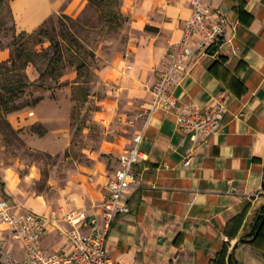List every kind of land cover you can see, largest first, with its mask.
<instances>
[{
	"label": "crops",
	"instance_id": "0c3cea01",
	"mask_svg": "<svg viewBox=\"0 0 264 264\" xmlns=\"http://www.w3.org/2000/svg\"><path fill=\"white\" fill-rule=\"evenodd\" d=\"M79 1L71 2L75 13L85 3ZM11 2L23 30L37 29L58 6L41 0L40 19L26 28L20 24L16 0ZM206 3L228 18L230 42L217 56L193 60L172 94L181 106L208 108L222 102V127L210 135L199 131L193 141L178 127L174 110L150 115L140 144L144 157L134 167L141 185L125 194L131 211L113 221L108 235L109 253L119 264H230L232 255L239 264H264V237L246 241L264 210V0ZM121 10L128 34L123 50L99 69L109 91L101 101L103 111L95 116L100 119L112 118L122 104L136 114L149 105L168 49L182 37L191 14L189 0H121ZM10 54V48H3L0 60ZM31 76L35 80L39 74L31 71ZM40 93L42 109L53 98L50 92ZM8 118L18 127L16 115ZM138 121L140 129L145 120ZM111 143L121 146L114 148L117 157L131 144ZM189 156L191 163L185 165ZM7 186L13 190L10 182ZM24 205L29 209L16 208L40 214L48 210L42 195ZM52 237L44 242L49 249L56 248L46 245Z\"/></svg>",
	"mask_w": 264,
	"mask_h": 264
},
{
	"label": "rangeland",
	"instance_id": "374dc122",
	"mask_svg": "<svg viewBox=\"0 0 264 264\" xmlns=\"http://www.w3.org/2000/svg\"><path fill=\"white\" fill-rule=\"evenodd\" d=\"M11 1L0 0V50L8 47L10 58H17L9 75L25 73L31 84L11 102L21 108L0 115V197L18 209L28 210L26 201L42 195L48 205L45 214L80 206L98 210L108 193V180L117 168L114 148H121L111 142L130 144L129 139L134 138L140 126L139 111L129 112L126 104L112 118L95 117L97 111H103L101 101L109 94L99 69L123 50L127 20L117 27L107 24L102 11L108 5L99 0H84L77 13L71 7L72 0H51L58 3L57 8L37 29L23 30ZM118 6L121 8V0ZM55 43L62 47V59L51 64ZM23 52L33 57L24 69ZM83 60L88 65L80 74L78 65ZM31 71L39 77L32 80ZM78 80L89 92L85 103L78 99L83 92H74ZM45 91L53 99L40 109L38 104L44 98L40 92ZM31 111L35 113L30 115ZM10 114L19 119L18 127L10 122ZM33 166L36 175L25 180ZM8 168L13 175L6 178ZM9 182L12 191L7 189ZM2 235L11 252L21 256L19 242L8 231H2ZM52 238L46 245L58 246L59 241Z\"/></svg>",
	"mask_w": 264,
	"mask_h": 264
},
{
	"label": "built area",
	"instance_id": "2783aa9c",
	"mask_svg": "<svg viewBox=\"0 0 264 264\" xmlns=\"http://www.w3.org/2000/svg\"><path fill=\"white\" fill-rule=\"evenodd\" d=\"M189 3L191 14L183 35L168 49V62L152 86L149 105L137 115L145 123L136 131L132 143L119 154V166L108 182V193L100 210L76 208L40 214L20 211L8 199L0 197V231H8L24 254H13L5 237L0 235L1 264H119L109 253L108 235L113 221L131 211L125 194L141 185L134 167L144 157L140 144L150 115L158 110H174L178 127L190 134L193 141L197 140L199 131L210 135L221 129L225 104L218 102L208 108L181 106L172 94L193 60L206 54L217 56L220 48L230 42L228 18L220 10L206 0H189ZM190 163L189 156L184 164ZM49 235L59 241L55 249L44 244Z\"/></svg>",
	"mask_w": 264,
	"mask_h": 264
},
{
	"label": "trees",
	"instance_id": "16d2710c",
	"mask_svg": "<svg viewBox=\"0 0 264 264\" xmlns=\"http://www.w3.org/2000/svg\"><path fill=\"white\" fill-rule=\"evenodd\" d=\"M91 2L96 0H89ZM108 6L104 8L102 11V17L103 20L107 24L115 25L117 27L118 25H121L124 21L127 20V17L122 12L121 8L118 6L119 0H99ZM43 29H40L39 32H42ZM61 51L62 47L59 45V43L54 44V55L51 58L50 62L51 64L59 63L61 62ZM26 55V60L22 62L21 66L22 69L26 68L29 63H32L33 57L30 56L29 53L23 52ZM94 54V53H93ZM86 60H83L78 65V71L80 74H82V69L86 67L88 64L85 62ZM17 65V58L12 56V58H9L8 60L0 61V115H3L5 113L13 112L15 110H18L21 108L19 105L12 104L11 102L15 100L16 96L20 94L25 88L30 86V82L26 79L25 73H18L16 72L13 75H9L11 72L14 71V67ZM55 72V68L52 69V74ZM44 74L42 73L40 77H43ZM56 80L58 79V76L56 75ZM84 82H80L79 80L76 81V87L74 88V92L76 91H82L83 95L82 97H79L78 99L85 103L88 101L89 92L84 87ZM264 209V207H263ZM264 216V210H262V213L259 215L254 230L252 231L250 235V239L246 240L249 243L256 242L260 237H264V223L262 227L259 229V226L263 220ZM258 231V233H257ZM245 241V240H244ZM1 264V263H0ZM230 264H239V262L234 258V255L231 256Z\"/></svg>",
	"mask_w": 264,
	"mask_h": 264
},
{
	"label": "bare ground",
	"instance_id": "6f19581e",
	"mask_svg": "<svg viewBox=\"0 0 264 264\" xmlns=\"http://www.w3.org/2000/svg\"><path fill=\"white\" fill-rule=\"evenodd\" d=\"M41 0H16L15 9L19 13L20 24L23 27H32L41 17L37 6Z\"/></svg>",
	"mask_w": 264,
	"mask_h": 264
},
{
	"label": "clouds",
	"instance_id": "9594fccd",
	"mask_svg": "<svg viewBox=\"0 0 264 264\" xmlns=\"http://www.w3.org/2000/svg\"><path fill=\"white\" fill-rule=\"evenodd\" d=\"M6 173H7V177L6 178H9V177H11L13 175V171H12L11 168L6 169ZM35 175H36V170H35V167L33 166L30 175L26 176L25 180H31L32 177L35 176Z\"/></svg>",
	"mask_w": 264,
	"mask_h": 264
},
{
	"label": "water",
	"instance_id": "95a60500",
	"mask_svg": "<svg viewBox=\"0 0 264 264\" xmlns=\"http://www.w3.org/2000/svg\"><path fill=\"white\" fill-rule=\"evenodd\" d=\"M262 188H263V192H264V177H263V185H262ZM263 223H264V216H263V220H262V222H261V224H260V226H259L258 231H259L260 228L262 227ZM258 231H257V233H258Z\"/></svg>",
	"mask_w": 264,
	"mask_h": 264
}]
</instances>
